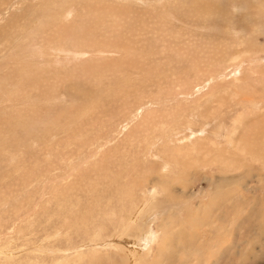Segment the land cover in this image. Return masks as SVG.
<instances>
[{
  "label": "rangeland",
  "instance_id": "rangeland-1",
  "mask_svg": "<svg viewBox=\"0 0 264 264\" xmlns=\"http://www.w3.org/2000/svg\"><path fill=\"white\" fill-rule=\"evenodd\" d=\"M0 264H264V0H0Z\"/></svg>",
  "mask_w": 264,
  "mask_h": 264
},
{
  "label": "bare ground",
  "instance_id": "bare-ground-1",
  "mask_svg": "<svg viewBox=\"0 0 264 264\" xmlns=\"http://www.w3.org/2000/svg\"><path fill=\"white\" fill-rule=\"evenodd\" d=\"M25 87V86H24Z\"/></svg>",
  "mask_w": 264,
  "mask_h": 264
}]
</instances>
